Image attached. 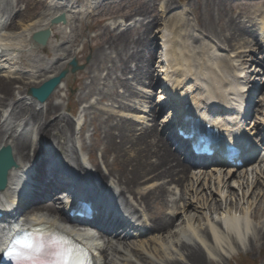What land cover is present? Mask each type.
<instances>
[{"label":"bare ground","instance_id":"1","mask_svg":"<svg viewBox=\"0 0 264 264\" xmlns=\"http://www.w3.org/2000/svg\"><path fill=\"white\" fill-rule=\"evenodd\" d=\"M4 1L0 0V108H4L0 110V147H12L16 167L9 171L7 186L0 191V212L14 216L0 228V243L9 229L24 221L16 214L30 201L44 198L48 190L71 188L86 199L92 198L87 190L93 187L83 186L80 180H91L95 185L93 180L99 172L118 198L114 203L112 199L92 198L102 211L101 218L94 222L110 231L131 228L132 233L126 232L122 239L114 232L112 239H95L92 233L59 222L66 216L52 202L39 204L25 221L55 226L91 248L103 245L101 264H222L239 254L264 251V160L239 170L219 168L212 175L194 171L159 136V122L140 128L137 125L146 119L141 112H146L145 103L151 99L138 86H153L157 78L164 79L172 91L166 98L176 111H170L171 120L161 128L172 130V141L178 143L173 133L176 117L206 110V99L224 107L234 120V110L241 108L246 98L245 86L252 84L247 90L249 103L259 91L260 84L255 83L258 78L254 77L259 69L254 66L264 64V35L259 38L253 33H264V0L242 4L235 13L229 0H189L195 23L186 18L185 8L168 14L175 0L157 4L165 16L155 0H140L124 15L126 21L109 24L104 18L92 27L100 33L93 37L95 44L86 71L79 73V89L75 95H67L77 106L87 103L80 109L78 121L62 112V92L69 85L68 76L43 103L34 100L28 90L56 77L80 52L76 42L81 34L77 33L76 22L83 18L77 8L81 5L89 11L102 5L92 7L86 2L90 0H55L61 2L51 3L39 19L19 26L17 19L22 21L25 12L14 13L12 7L3 6ZM104 1L113 4L125 0ZM128 1L130 4L132 0ZM62 13L66 23L52 25L51 19ZM46 29L51 35L44 46L51 48L55 57L44 63L30 52V47L42 48L34 43L32 35ZM53 37L61 43L53 45ZM259 80L262 82L263 77ZM16 88L23 90L18 96ZM102 101L110 110L97 107ZM133 101L137 103L131 104ZM251 104L241 118L242 125L248 129L247 120L252 119L253 133L263 135L264 96L253 118L248 111ZM157 106H162L158 100ZM150 113H159L156 105ZM83 117L89 118L93 127L94 144L89 147L85 146L88 125L82 122ZM76 134H80L82 143ZM42 145L62 156L82 176L72 168L49 164L47 168L43 159L33 165ZM179 146L187 150L184 144ZM79 147L88 150L87 156L79 154ZM95 147L100 148V163ZM89 161L94 169L87 166ZM22 180L30 181L25 184ZM145 233H149L147 239H133Z\"/></svg>","mask_w":264,"mask_h":264},{"label":"rangeland","instance_id":"2","mask_svg":"<svg viewBox=\"0 0 264 264\" xmlns=\"http://www.w3.org/2000/svg\"><path fill=\"white\" fill-rule=\"evenodd\" d=\"M11 1H13V9L15 12L17 11H23L25 12V16L24 19L22 21H19V19H17L19 26H21L22 24H28L30 23L32 20H36L39 19V17H41L42 13L45 10V7H47V5L49 4V0H5L4 3L8 8H11ZM138 1L140 0H132L131 3L129 4L128 0L125 1H113V4H104L105 1L104 0H90L88 2L91 3H101L104 4L101 6V8L97 9V10H92L90 12V15L88 17H86V15L83 17V21L76 22V25L78 27L77 33L80 32L81 36L78 38L76 44L79 45L75 46L78 47L81 51V53L77 56L79 63L81 65H83V68L76 71L74 74L69 73V84L70 86L65 88V91L63 93V96L65 98V100L63 99L64 102V110H62V112H65L71 119H75L77 118V111L79 110V106L76 108L73 106V104H69V102L67 101L66 98V94H75L78 90V85H79V74L83 71H86L87 69V65L89 63V61L91 60V53H92V48L95 44V41H93V37L94 35L100 33L99 29H93L92 27L95 25H98L101 23V21L104 18H108L107 21H105L104 23H114L119 21L118 23H120L122 20L124 21L126 19V17H124L125 14L129 13L130 10L133 9L134 5L138 4ZM175 7L174 9L168 14H174L175 12H180L183 8L187 9V13H186V18H188L189 20H191L193 23H195V17L196 14L193 11L192 8H190V6L187 4L189 2V0H175ZM193 1L194 0H190ZM230 4L232 5L231 7V11L233 13L237 12L239 7L241 8L242 5L241 4H257L258 2H261L263 0H258V1H250V0H229ZM41 2V3H40ZM43 2V3H42ZM158 11L160 12L161 15L165 16L166 14H162L161 13V9L159 8V4L160 0H155ZM25 8H27V10H25ZM25 10V11H24ZM149 20H152V16L149 18ZM161 25L158 24L157 27H160ZM11 32H15L16 30H10ZM68 37V35H67ZM67 37H61L64 38V41L67 40ZM59 38V39H61ZM51 41H53V45L55 43H61V40H57V38L53 37L51 39ZM58 41V42H57ZM30 52H33V54L38 58L43 60L44 63L48 62L49 60H52L55 56L54 53L52 54L51 48L49 47H44V48H40L35 49L34 47H31ZM257 67V65L255 66ZM259 67V72L261 71V67ZM66 68H69V63H67V65L63 68V70H65ZM157 69H159L157 67ZM20 84H15L14 87H18ZM264 86H262L261 89H263ZM15 91V90H14ZM22 89L19 90L16 88V94L17 96L20 95L22 93ZM264 94V93H263ZM86 105V103L84 104ZM99 108H103V109H107L106 108V103L103 101V103H101L100 105H98ZM93 115H91L92 117ZM55 116H53L52 118H54ZM166 119V118H163ZM88 128H87V132H86V137H89V139L87 140V142L91 145L93 144V139L90 136V134L93 131V127L91 126L90 122H89V118H87L86 120ZM100 136V135H99ZM100 139V138H97ZM100 148L95 147V154L97 153L99 156L101 155L100 153ZM214 172H210L209 174H213ZM33 204H29V206L32 207ZM30 212V211H29ZM264 263V251L262 250H258L256 249L254 252H252L249 255H245V254H239L237 255L235 258L230 259L227 263L223 262L222 264H261Z\"/></svg>","mask_w":264,"mask_h":264},{"label":"snow or ice","instance_id":"3","mask_svg":"<svg viewBox=\"0 0 264 264\" xmlns=\"http://www.w3.org/2000/svg\"><path fill=\"white\" fill-rule=\"evenodd\" d=\"M9 249L11 264H85L79 250L71 248L66 238L55 235L24 236L14 240Z\"/></svg>","mask_w":264,"mask_h":264},{"label":"water","instance_id":"4","mask_svg":"<svg viewBox=\"0 0 264 264\" xmlns=\"http://www.w3.org/2000/svg\"><path fill=\"white\" fill-rule=\"evenodd\" d=\"M49 31L42 33L40 36L47 37L49 36ZM44 43V42H43ZM74 68H76L75 62H73ZM65 73H62L59 77L53 78L45 82L40 88H31L30 93L36 97L41 102L47 100L51 95L54 89L57 87L58 83L62 79ZM15 165V162L12 158L11 150L9 147L3 148L0 151V189L6 184V177L8 170ZM264 264V263H261Z\"/></svg>","mask_w":264,"mask_h":264}]
</instances>
